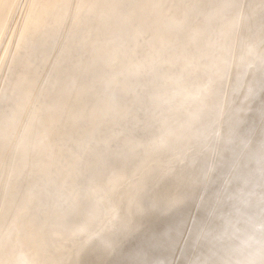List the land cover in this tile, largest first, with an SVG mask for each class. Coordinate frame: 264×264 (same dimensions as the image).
Instances as JSON below:
<instances>
[{
	"label": "bare ground",
	"instance_id": "obj_1",
	"mask_svg": "<svg viewBox=\"0 0 264 264\" xmlns=\"http://www.w3.org/2000/svg\"><path fill=\"white\" fill-rule=\"evenodd\" d=\"M262 81L264 0H0V264H264Z\"/></svg>",
	"mask_w": 264,
	"mask_h": 264
},
{
	"label": "snow or ice",
	"instance_id": "obj_2",
	"mask_svg": "<svg viewBox=\"0 0 264 264\" xmlns=\"http://www.w3.org/2000/svg\"><path fill=\"white\" fill-rule=\"evenodd\" d=\"M261 92L264 93V81L261 82ZM256 95V89L252 88L249 90V98L254 99ZM18 261L24 262V264H27L24 257H18Z\"/></svg>",
	"mask_w": 264,
	"mask_h": 264
}]
</instances>
